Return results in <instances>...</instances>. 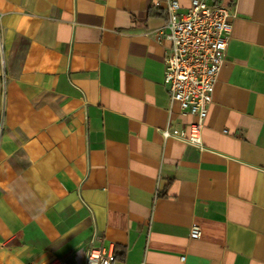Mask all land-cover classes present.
<instances>
[{
  "label": "crops",
  "instance_id": "1",
  "mask_svg": "<svg viewBox=\"0 0 264 264\" xmlns=\"http://www.w3.org/2000/svg\"><path fill=\"white\" fill-rule=\"evenodd\" d=\"M224 4L199 150L175 137L195 118L164 85L165 0H0V264H84L91 242L110 264H264V0Z\"/></svg>",
  "mask_w": 264,
  "mask_h": 264
},
{
  "label": "built area",
  "instance_id": "2",
  "mask_svg": "<svg viewBox=\"0 0 264 264\" xmlns=\"http://www.w3.org/2000/svg\"><path fill=\"white\" fill-rule=\"evenodd\" d=\"M224 3L225 0H213L211 4L207 0H189L182 11L178 0H165V31L156 34L159 41L170 43L163 58V81L170 101L178 103L182 114L195 118L187 136L180 132L175 137L199 150L203 148L201 133L233 27L234 13ZM163 136L168 137L167 131ZM189 236L200 237V228L193 225ZM85 254L84 264H110L115 259L112 244L104 247L91 242ZM48 264L67 262L54 258Z\"/></svg>",
  "mask_w": 264,
  "mask_h": 264
}]
</instances>
